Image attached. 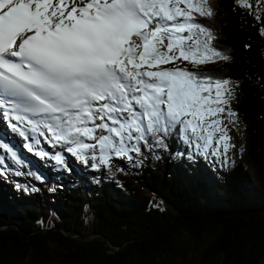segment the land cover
<instances>
[{"label": "snow or ice", "instance_id": "snow-or-ice-1", "mask_svg": "<svg viewBox=\"0 0 264 264\" xmlns=\"http://www.w3.org/2000/svg\"><path fill=\"white\" fill-rule=\"evenodd\" d=\"M236 7L264 36V0ZM213 15L210 0H0V119L29 152L69 171L65 152L111 169L142 149L168 150L173 137L188 159L227 166L235 86L199 70L230 60L197 21ZM24 167L0 134V176L42 179Z\"/></svg>", "mask_w": 264, "mask_h": 264}, {"label": "trees", "instance_id": "trees-1", "mask_svg": "<svg viewBox=\"0 0 264 264\" xmlns=\"http://www.w3.org/2000/svg\"><path fill=\"white\" fill-rule=\"evenodd\" d=\"M210 5L214 15L197 21L214 33L213 45L230 60L199 70L233 82L259 178L253 181L242 163L226 172L190 160L175 137L168 150L142 149L130 176L82 170L73 180L33 171L42 176L37 180L10 171L0 176V264H261L264 36L247 10H234V0ZM40 194L49 208H42ZM52 243L67 250L59 261L49 255Z\"/></svg>", "mask_w": 264, "mask_h": 264}, {"label": "rangeland", "instance_id": "rangeland-1", "mask_svg": "<svg viewBox=\"0 0 264 264\" xmlns=\"http://www.w3.org/2000/svg\"><path fill=\"white\" fill-rule=\"evenodd\" d=\"M212 64V63H208ZM235 100L233 99L231 103V108L236 111L235 109ZM237 112V111H236ZM237 122L235 124H228V129H229V135L232 137L231 143H233L236 147L230 149L228 153V157L230 159V163L225 166L222 163L223 157H221L220 160H217L215 157H209V158H204L203 156L197 155L195 157L196 160H200L201 162L205 163L208 162L214 166L217 167L218 170L221 171H230L233 169L238 163H242L243 168L247 170L248 174L251 176L253 181H256L259 176H260V164L252 158V156L249 153V146H248V132L243 123H241L238 120V116L236 118ZM226 123H227V118H226ZM182 146L185 148L186 153L188 149L182 144ZM241 146L243 147V151L241 152ZM72 158V160L70 159ZM37 162H39V159L34 158ZM67 163L69 168L71 169L66 170L63 167L56 165L54 161L51 160H44L40 159V163L37 164L38 169L43 171L42 173L50 174L52 176H69L73 180L77 179V175L79 173L80 168H72L74 167V162H77L78 164L84 166L82 168L91 170V172L96 174H101L104 170H108L110 172V175H114L119 171H122L126 175L130 176V171L132 170V161L125 159L121 160H113L112 161V167L111 169L101 167L99 170L93 169L90 167L91 161H89V165L83 164L81 161L73 157L71 154L66 157ZM27 161V159H26ZM30 164V162L26 163V167L22 168L21 170L25 173L29 172V168L27 165ZM72 165V166H71ZM122 169V170H121ZM41 202V206L43 209L49 208V204H47L46 198L44 195L40 194L38 196ZM93 219L90 221L88 224V229L87 233L91 234L93 230ZM67 250L65 248H61L55 243L50 244L49 247V255L53 258L54 261H59L62 259V257L66 254ZM261 264H264V259L262 260Z\"/></svg>", "mask_w": 264, "mask_h": 264}, {"label": "water", "instance_id": "water-1", "mask_svg": "<svg viewBox=\"0 0 264 264\" xmlns=\"http://www.w3.org/2000/svg\"><path fill=\"white\" fill-rule=\"evenodd\" d=\"M66 236L70 237V238H73V239H80L81 240V237H75V236H72L70 235L69 233H66ZM105 242H106V246L108 248H110L111 250H115V247L112 246V244L109 242V240L107 238H104ZM118 250V249H117Z\"/></svg>", "mask_w": 264, "mask_h": 264}, {"label": "bare ground", "instance_id": "bare-ground-1", "mask_svg": "<svg viewBox=\"0 0 264 264\" xmlns=\"http://www.w3.org/2000/svg\"><path fill=\"white\" fill-rule=\"evenodd\" d=\"M54 150H55V151H58V150H60V149H54ZM64 154H65L66 157H68V155H69V154L66 153V152H65ZM36 159H37V158H36ZM47 160H48V159H47Z\"/></svg>", "mask_w": 264, "mask_h": 264}]
</instances>
